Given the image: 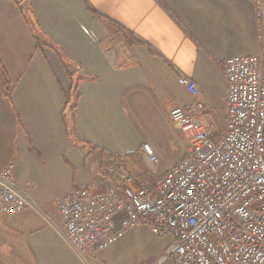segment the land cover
<instances>
[{
    "label": "crops",
    "instance_id": "crops-1",
    "mask_svg": "<svg viewBox=\"0 0 264 264\" xmlns=\"http://www.w3.org/2000/svg\"><path fill=\"white\" fill-rule=\"evenodd\" d=\"M255 1L0 0V169L14 163L17 188L33 206L0 215V264L157 263L171 239L148 226L80 257L61 235L56 203L106 173L108 154L121 156L135 190L153 183L144 144L162 174L185 156L169 117L193 102L180 77L197 83L207 114L224 128L220 61L260 52ZM74 77L87 78L77 91Z\"/></svg>",
    "mask_w": 264,
    "mask_h": 264
},
{
    "label": "built area",
    "instance_id": "built-area-1",
    "mask_svg": "<svg viewBox=\"0 0 264 264\" xmlns=\"http://www.w3.org/2000/svg\"><path fill=\"white\" fill-rule=\"evenodd\" d=\"M255 5L260 52L220 61L222 130L197 83L180 77L193 102L169 117L187 144L185 156L162 174L155 150L144 144L153 183L135 190L136 177L125 172L121 156L108 154L106 173L57 201L61 235L80 257L91 259L129 229L148 226L171 239L156 264H264V0ZM119 48L128 60L125 40ZM108 57L116 64V53ZM27 208L33 206L19 192L11 162L0 169V215Z\"/></svg>",
    "mask_w": 264,
    "mask_h": 264
},
{
    "label": "trees",
    "instance_id": "trees-1",
    "mask_svg": "<svg viewBox=\"0 0 264 264\" xmlns=\"http://www.w3.org/2000/svg\"><path fill=\"white\" fill-rule=\"evenodd\" d=\"M109 23L112 24V26H115L116 25V24H114L113 22H110V21H109ZM33 26H34L36 40L39 43H41L42 42V33H41V30L38 28V26L36 24H33ZM86 79H87L86 77H77V78L74 77V88L76 89V91L78 89L79 83L81 81H83V80H86Z\"/></svg>",
    "mask_w": 264,
    "mask_h": 264
}]
</instances>
